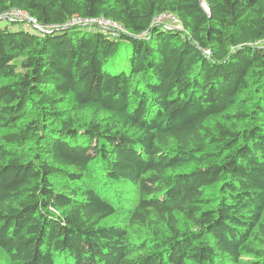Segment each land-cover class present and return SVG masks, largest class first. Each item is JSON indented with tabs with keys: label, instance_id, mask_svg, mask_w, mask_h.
<instances>
[{
	"label": "trees",
	"instance_id": "obj_1",
	"mask_svg": "<svg viewBox=\"0 0 264 264\" xmlns=\"http://www.w3.org/2000/svg\"><path fill=\"white\" fill-rule=\"evenodd\" d=\"M17 9L52 30L0 20L7 264H264V0Z\"/></svg>",
	"mask_w": 264,
	"mask_h": 264
},
{
	"label": "built area",
	"instance_id": "obj_2",
	"mask_svg": "<svg viewBox=\"0 0 264 264\" xmlns=\"http://www.w3.org/2000/svg\"><path fill=\"white\" fill-rule=\"evenodd\" d=\"M3 18L8 20H14V21H24L28 25H30L33 30L37 33H45L52 30V27L47 25H41L36 22V20L32 17H30L26 12L22 10H11L7 11L2 15ZM154 22H156L159 25H162L165 28H175L180 30L181 25L175 16L169 13H163L154 18ZM74 25H82V26H88V27H99L101 29H111L115 31H125L124 27L117 22H113L108 19L104 18H82V17H72L70 18L64 25V26H74Z\"/></svg>",
	"mask_w": 264,
	"mask_h": 264
},
{
	"label": "rangeland",
	"instance_id": "obj_3",
	"mask_svg": "<svg viewBox=\"0 0 264 264\" xmlns=\"http://www.w3.org/2000/svg\"><path fill=\"white\" fill-rule=\"evenodd\" d=\"M2 19H5V18L2 17ZM1 23L5 24V21L3 20ZM21 26H23V25L21 24ZM23 27H25V26H23ZM117 192L118 193H116V194H119L121 191H117ZM121 194H126V193L123 190L121 192ZM118 220H119V217L115 216V217L110 218L108 221H106V223L110 224V223L116 222ZM0 264H7V258L5 257V255L1 251H0Z\"/></svg>",
	"mask_w": 264,
	"mask_h": 264
},
{
	"label": "water",
	"instance_id": "obj_4",
	"mask_svg": "<svg viewBox=\"0 0 264 264\" xmlns=\"http://www.w3.org/2000/svg\"><path fill=\"white\" fill-rule=\"evenodd\" d=\"M2 19V16L0 17V20Z\"/></svg>",
	"mask_w": 264,
	"mask_h": 264
}]
</instances>
